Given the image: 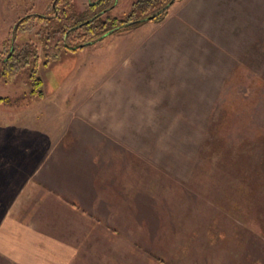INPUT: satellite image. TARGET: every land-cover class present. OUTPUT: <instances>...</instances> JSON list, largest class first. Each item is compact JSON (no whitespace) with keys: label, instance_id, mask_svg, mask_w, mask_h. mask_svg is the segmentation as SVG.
Segmentation results:
<instances>
[{"label":"crops","instance_id":"obj_1","mask_svg":"<svg viewBox=\"0 0 264 264\" xmlns=\"http://www.w3.org/2000/svg\"><path fill=\"white\" fill-rule=\"evenodd\" d=\"M221 8V0H177L159 22L148 20L126 32L107 34L99 44L111 37L108 52L116 55V63L97 92L66 115L31 114L19 129L16 119L10 125L0 124V135L13 137L9 132L14 136L19 132L26 155L20 167L26 171L0 183L17 186L0 214V264H173L156 257L146 239L155 221L147 199L157 183L150 152L167 145L161 140L165 132L158 135L153 123L165 120L157 110L164 112L166 100L172 102L166 92L187 87L179 79L186 81L189 72L201 77L218 72L221 51L232 52L237 61L236 19L230 26V13ZM224 22L229 23L225 30L233 46L224 45ZM103 53L100 49L89 55L93 59ZM196 57L201 63L192 59ZM205 57H212L207 69ZM193 64L195 68H190ZM216 75L212 80L221 84ZM215 90L208 92L213 97L202 93L197 98L193 119L210 120L214 106L221 103L222 94ZM46 121L57 123L45 128ZM25 137L37 140L30 145ZM147 137L154 138L142 141ZM14 144L17 141L11 140ZM167 181L158 186L172 184ZM205 201L203 196L204 206ZM207 205L225 219L220 221V238L212 244L223 239V247L236 246L226 229L234 226L232 215L215 204ZM206 233L205 229L201 238ZM183 260L180 264H186Z\"/></svg>","mask_w":264,"mask_h":264},{"label":"rangeland","instance_id":"obj_2","mask_svg":"<svg viewBox=\"0 0 264 264\" xmlns=\"http://www.w3.org/2000/svg\"><path fill=\"white\" fill-rule=\"evenodd\" d=\"M91 1L0 0V57L9 49L16 23L26 16L31 17L32 30L18 32L14 41L18 44L30 42L38 48V74L45 94L42 99L31 97L25 76L11 80L0 76V124L10 125L16 119L19 129L31 114L41 116L60 111L66 115L80 100L97 92L101 81L111 73L109 69L112 71L115 67L116 55L108 52L111 37H106L102 44L99 40L78 51L64 50L47 66L42 65L44 56L40 40L43 29L40 17L51 14L53 6H71L82 11ZM230 1L221 0V10L230 13V26L236 19L237 61L232 52L221 51L218 72L204 73L202 77L198 72H189L186 81L179 79V82H186L187 87L166 92L172 102L166 100L164 106L168 109L164 112L160 108L157 110L165 120L153 123L158 135L160 131L165 132L166 136L161 140H167V145H159L156 151L150 152L149 160L156 163V167L151 168L155 169L152 174L157 183L151 187L150 199H147L155 221L146 239L151 241L156 257L173 264H180L183 259L186 264H264V0ZM132 2L117 0L103 18L124 17ZM228 25L224 22L222 26V39L224 45L231 43L233 46L234 42H230L225 30ZM100 49L103 55L91 59L89 53ZM214 58L219 59L217 55ZM192 59L201 63L200 57ZM211 61L212 57H205L206 69ZM190 66L193 68L195 64ZM216 74L222 79L221 84L216 82L218 79L212 80ZM224 76V80L230 77L224 81ZM214 90L216 95L221 93L222 96L221 103L214 106L210 120L193 119L197 117V98L202 93L205 98L213 97L208 92ZM56 123L46 121L45 128H53ZM18 133L14 136L9 132L13 137L5 136L4 132L0 135V162L4 160L0 183L9 177L15 180L19 173L26 171L20 168L26 155L22 154L23 143ZM153 138L142 141L151 142ZM159 139L155 138L156 141ZM11 140L17 141V145L11 146ZM36 140V137L23 138L30 145ZM154 155L156 159H153ZM166 180L172 184L158 186ZM13 187L11 183L0 184V214L17 186ZM167 194L171 196H165ZM203 196L205 206L201 203ZM209 202L232 215L234 226L226 229L236 246L223 247V239L212 244L220 238V221L225 223V219L222 212L207 205ZM205 229L208 233L201 238Z\"/></svg>","mask_w":264,"mask_h":264},{"label":"trees","instance_id":"obj_3","mask_svg":"<svg viewBox=\"0 0 264 264\" xmlns=\"http://www.w3.org/2000/svg\"><path fill=\"white\" fill-rule=\"evenodd\" d=\"M177 0H133L124 17H105L117 0H93L86 9L52 7V13L42 15L41 51L43 66L56 61L64 50L78 51L101 40L109 33L134 28L141 23L162 20L169 7ZM32 18L19 20L12 30L13 40L3 57H0V76L6 80L25 76L30 87L29 94L36 99L44 97L43 81L39 76V50L30 42L14 41L18 32L32 30ZM39 33V32H38ZM40 35V34H39Z\"/></svg>","mask_w":264,"mask_h":264}]
</instances>
